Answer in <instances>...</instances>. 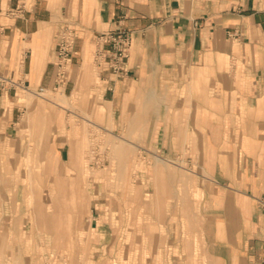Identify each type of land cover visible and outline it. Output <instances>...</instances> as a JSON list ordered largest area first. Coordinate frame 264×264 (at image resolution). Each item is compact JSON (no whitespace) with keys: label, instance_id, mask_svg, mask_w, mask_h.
Returning a JSON list of instances; mask_svg holds the SVG:
<instances>
[{"label":"crops","instance_id":"1","mask_svg":"<svg viewBox=\"0 0 264 264\" xmlns=\"http://www.w3.org/2000/svg\"><path fill=\"white\" fill-rule=\"evenodd\" d=\"M66 24L76 34L75 54L56 93L110 108L111 131L159 119L136 111L157 95L190 105L183 115L187 149L199 156L202 222L198 252L183 263L264 264L258 204L264 198V0H0V76L16 83L0 87V150H43L28 137L40 119H49L51 131L65 127L71 135L66 112L50 106L64 108L35 94L39 88L53 92L57 43ZM118 32L131 43L122 73L115 75L108 45L95 61L96 39ZM151 125L148 134H175ZM65 146L59 138L49 150L63 158ZM124 211L122 237L114 240L106 207L92 208L89 262L123 264L118 247L127 245L130 232ZM112 245L114 256L108 255ZM158 260L146 255L140 264Z\"/></svg>","mask_w":264,"mask_h":264},{"label":"rangeland","instance_id":"2","mask_svg":"<svg viewBox=\"0 0 264 264\" xmlns=\"http://www.w3.org/2000/svg\"><path fill=\"white\" fill-rule=\"evenodd\" d=\"M57 96L50 91L42 95L64 108L50 106L66 112L71 135L65 127L54 134L49 119H40L28 137L43 150H0V264H110L108 259L86 258L95 205L106 207L114 240L122 237L125 210L130 232L127 245L118 247L121 263L140 264L147 255L160 264L172 259V264H186L184 257L198 252L202 222L199 156L187 149L190 137L183 115L190 105L157 95L137 104L136 111L141 108L147 117L159 119H147L145 126L136 121L113 132L110 108ZM156 123L175 134H148ZM23 134L20 144L26 143ZM59 138L69 149L63 158L49 150ZM118 145L116 151L113 146ZM108 253L114 256L113 245Z\"/></svg>","mask_w":264,"mask_h":264},{"label":"built area","instance_id":"3","mask_svg":"<svg viewBox=\"0 0 264 264\" xmlns=\"http://www.w3.org/2000/svg\"><path fill=\"white\" fill-rule=\"evenodd\" d=\"M232 36L236 37L237 35L236 33H232ZM75 38L76 34L74 28L70 24H66L59 35L57 43L55 74L53 86L51 88V91L53 92L61 90L68 80L72 67V58L75 54ZM130 43V36L124 32L100 34L96 39L97 51L95 61H98L101 58V46L108 45L109 48L106 55L109 58V69L115 75L122 73V66L129 55ZM14 85H16V83L11 79L0 76V87L2 89L12 88ZM45 92L46 90L44 88H39L35 91V94L37 96H42ZM258 204L264 212V198L259 199Z\"/></svg>","mask_w":264,"mask_h":264},{"label":"bare ground","instance_id":"4","mask_svg":"<svg viewBox=\"0 0 264 264\" xmlns=\"http://www.w3.org/2000/svg\"><path fill=\"white\" fill-rule=\"evenodd\" d=\"M60 96H57V98H56V100H60V98L62 97V94L60 93L59 94ZM114 147V149L116 150V151H119L120 150V145H118V146H113ZM123 148V147H122Z\"/></svg>","mask_w":264,"mask_h":264}]
</instances>
